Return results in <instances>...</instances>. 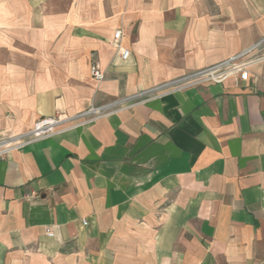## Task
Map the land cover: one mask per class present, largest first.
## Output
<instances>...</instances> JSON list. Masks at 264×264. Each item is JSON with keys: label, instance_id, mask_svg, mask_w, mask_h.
<instances>
[{"label": "crops", "instance_id": "obj_1", "mask_svg": "<svg viewBox=\"0 0 264 264\" xmlns=\"http://www.w3.org/2000/svg\"><path fill=\"white\" fill-rule=\"evenodd\" d=\"M262 41L264 0H0V132ZM153 95L0 158V264H264V59Z\"/></svg>", "mask_w": 264, "mask_h": 264}, {"label": "built area", "instance_id": "obj_2", "mask_svg": "<svg viewBox=\"0 0 264 264\" xmlns=\"http://www.w3.org/2000/svg\"><path fill=\"white\" fill-rule=\"evenodd\" d=\"M121 38L122 32L117 31L114 35L116 45L119 47L122 59L127 60L130 57V51L126 48L120 47L119 41ZM263 43L264 41L252 46L236 56H233L221 64L174 82L135 94L130 98L119 100L107 106H92L87 111L79 113L76 116L56 113L53 116L43 117L34 124L32 129L27 132H0V158L6 157L29 143L44 140L74 126L95 121L96 119L106 115L111 109L118 107L122 108L128 103H132L130 106L141 104L145 102V100L154 97L153 94L161 91L168 92L208 83H221L233 76H239L242 80H248L249 67L264 59V56L260 53ZM90 71L92 78L97 82H102L105 79V74L100 69L97 62L92 63ZM47 235L48 237H54V233L50 231L47 232Z\"/></svg>", "mask_w": 264, "mask_h": 264}]
</instances>
